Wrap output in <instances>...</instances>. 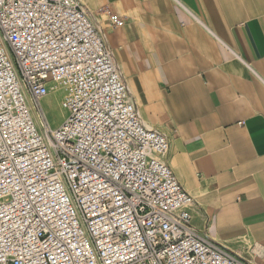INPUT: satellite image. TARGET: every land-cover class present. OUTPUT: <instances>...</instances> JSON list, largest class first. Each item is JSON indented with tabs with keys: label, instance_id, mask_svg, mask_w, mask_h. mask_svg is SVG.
<instances>
[{
	"label": "built area",
	"instance_id": "1",
	"mask_svg": "<svg viewBox=\"0 0 264 264\" xmlns=\"http://www.w3.org/2000/svg\"><path fill=\"white\" fill-rule=\"evenodd\" d=\"M169 151L80 0H0V264H250L194 228Z\"/></svg>",
	"mask_w": 264,
	"mask_h": 264
},
{
	"label": "crops",
	"instance_id": "2",
	"mask_svg": "<svg viewBox=\"0 0 264 264\" xmlns=\"http://www.w3.org/2000/svg\"><path fill=\"white\" fill-rule=\"evenodd\" d=\"M80 2L142 121L167 135L194 228L264 264V0Z\"/></svg>",
	"mask_w": 264,
	"mask_h": 264
},
{
	"label": "rangeland",
	"instance_id": "3",
	"mask_svg": "<svg viewBox=\"0 0 264 264\" xmlns=\"http://www.w3.org/2000/svg\"><path fill=\"white\" fill-rule=\"evenodd\" d=\"M70 97L71 92L67 86L54 84L51 86V93L49 97H47L44 101L41 102V108L45 113V116L47 113L46 118L52 129L55 130L61 127L69 117L68 106ZM33 105L36 107V112L38 113L39 106L34 103ZM36 118L37 120H41L40 118H38V114H36Z\"/></svg>",
	"mask_w": 264,
	"mask_h": 264
},
{
	"label": "bare ground",
	"instance_id": "4",
	"mask_svg": "<svg viewBox=\"0 0 264 264\" xmlns=\"http://www.w3.org/2000/svg\"><path fill=\"white\" fill-rule=\"evenodd\" d=\"M59 89H60V88H59ZM59 89H58V90H59ZM58 94H59V93H58ZM66 94H67V93H66ZM58 96H59V95H58ZM66 96H67V95H66ZM60 99H61V98H60ZM37 114H38V113H37ZM38 118H40L39 114H38Z\"/></svg>",
	"mask_w": 264,
	"mask_h": 264
}]
</instances>
